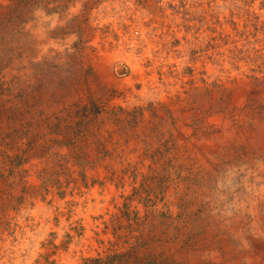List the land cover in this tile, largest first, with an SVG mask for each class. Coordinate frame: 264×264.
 I'll list each match as a JSON object with an SVG mask.
<instances>
[{
  "label": "rangeland",
  "instance_id": "1",
  "mask_svg": "<svg viewBox=\"0 0 264 264\" xmlns=\"http://www.w3.org/2000/svg\"><path fill=\"white\" fill-rule=\"evenodd\" d=\"M263 135L264 0H0V264L233 263Z\"/></svg>",
  "mask_w": 264,
  "mask_h": 264
},
{
  "label": "bare ground",
  "instance_id": "2",
  "mask_svg": "<svg viewBox=\"0 0 264 264\" xmlns=\"http://www.w3.org/2000/svg\"><path fill=\"white\" fill-rule=\"evenodd\" d=\"M73 1V0H72ZM65 4V3H64ZM66 5V4H65ZM79 8V7H78ZM47 10V9H46ZM77 10V9H76ZM58 12V11H57ZM54 19V18H53ZM38 20V18H37ZM55 20V19H54ZM42 24V23H41ZM66 25V24H65ZM69 25V24H68ZM42 26V25H40ZM26 27V26H25ZM35 27V26H34ZM61 27V26H60ZM46 28V27H45ZM26 29V28H25ZM32 29V28H31ZM49 29V28H48ZM30 30V29H29ZM61 32V31H60ZM59 32V33H60ZM63 32V31H62ZM70 32V31H69ZM41 33V32H40ZM64 33V32H63ZM66 34V33H65ZM41 36V35H39ZM62 37V36H61ZM35 39V38H34ZM40 42L43 44V49H41L40 54L45 55L47 52L51 50L50 46L47 45V39L43 36L40 37ZM64 40V39H63ZM74 43V42H73ZM37 55V54H36ZM23 59V58H22ZM19 60V59H18ZM17 61V60H16ZM21 63V62H20ZM24 63V62H23ZM19 64V63H18ZM14 66V65H13ZM13 69V68H12ZM11 69V70H12ZM21 69V68H20ZM8 70V69H7ZM6 76V75H5ZM4 76V77H5ZM10 76V75H9ZM22 76V75H21ZM10 78V77H9ZM23 78V77H22ZM6 79V78H5ZM2 83V82H1ZM18 89V88H17ZM227 133V132H226ZM232 133V132H231ZM250 133V132H249ZM224 134V133H223ZM248 135V133H246ZM244 137V136H243ZM250 137V136H249ZM226 138V137H225ZM227 139V138H226ZM246 139V138H245ZM224 140V139H222ZM258 141V140H257ZM204 142V141H203ZM263 142H264V135H263ZM203 144V143H202ZM225 145V144H224ZM247 147V146H246ZM198 148V147H197ZM230 148V147H229ZM256 149V148H255ZM202 150L206 152L208 157H202V165L210 171L215 166H218V162L222 159V156L219 158H214V155H221L223 153V145L221 142H216L212 144L205 145ZM251 152V151H250ZM254 152V151H253ZM199 153V152H198ZM231 156V153H228ZM257 155V154H256ZM247 156V154H246ZM216 157V156H215ZM229 157V156H228ZM235 157V156H234ZM249 157V155H248ZM233 158V157H232ZM260 158V157H259ZM264 158V157H263ZM200 159V158H199ZM255 159V158H254ZM249 160V159H248ZM201 161V160H200ZM255 161V160H254ZM191 162V161H190ZM199 162V161H198ZM242 162V161H241ZM254 163V162H253ZM234 164V163H233ZM232 165V164H231ZM252 165V164H251ZM255 165V164H254ZM200 166V165H199ZM202 166V167H203ZM198 167V166H197ZM224 168V167H223ZM222 168V170H223ZM236 168V167H235ZM216 169V168H215ZM232 169V168H231ZM234 169V168H233ZM256 169V168H255ZM254 169V170H255ZM214 170V169H213ZM221 170V171H222ZM205 171V172H206ZM208 171V172H209ZM207 172V174H208ZM228 172V171H227ZM235 172V171H234ZM237 173V172H236ZM240 173V172H239ZM247 173V172H246ZM223 175V174H222ZM229 175V173H228ZM201 177V176H200ZM250 180L251 178H255L256 183L259 184L257 187L256 192L253 195H247L245 201H236V210L237 212L235 215H227L225 217L220 218V221L227 226V228L234 234V238H236L239 247L234 249L240 256L235 260L233 263H227V258L225 255H221L216 249L211 253H192L191 255V263L192 264H264V163L258 165V169L253 172H250L247 176ZM217 179V178H215ZM223 179V178H222ZM238 179V178H237ZM228 180V179H227ZM202 181V180H201ZM204 181V180H203ZM239 181V180H238ZM212 182V181H211ZM223 182V180L221 181ZM234 182V180H233ZM232 183V182H231ZM230 183V184H231ZM180 184V183H179ZM195 184V183H194ZM211 184V183H210ZM191 185V184H190ZM196 185V184H195ZM199 185V184H198ZM187 186V185H186ZM193 186V185H192ZM200 186V185H199ZM203 186V185H202ZM227 186V185H226ZM201 187V186H200ZM214 187V186H213ZM232 187V186H231ZM196 189V188H195ZM208 190V189H207ZM233 190V189H232ZM211 191V190H209ZM219 191V190H218ZM230 191V190H229ZM207 192V191H206ZM205 192V193H206ZM216 193V191H215ZM214 193V194H215ZM235 193V192H234ZM233 193V194H234ZM197 194V190H196ZM209 194V193H208ZM213 194V193H212ZM191 195V194H190ZM223 195V194H222ZM226 195V194H225ZM230 195V194H229ZM239 197V195H237ZM216 197V196H215ZM201 198V197H199ZM193 199V198H192ZM197 199V198H196ZM210 200V199H209ZM229 200V199H228ZM232 200V199H231ZM193 201V200H192ZM216 201V200H215ZM219 201V200H218ZM195 202V201H194ZM222 202V201H220ZM198 203V202H197ZM234 203V202H233ZM196 205V204H195ZM191 206V205H190ZM189 206V207H190ZM221 206V205H220ZM219 207V206H218ZM191 208V207H190ZM200 208V207H199ZM196 209V208H194ZM207 209V208H205ZM213 209V208H212ZM202 210V209H200ZM217 210V209H216ZM197 211V210H196ZM215 211V210H214ZM230 211V210H228ZM192 212V209H191ZM206 212V211H205ZM209 212V211H208ZM221 212V211H220ZM200 213V212H199ZM225 214V213H224ZM189 215V214H188ZM194 215V214H193ZM226 215V214H225ZM245 215H248L246 217ZM200 216V215H199ZM209 216V215H208ZM214 216V215H213ZM199 218V217H198ZM205 218V217H204ZM206 220V219H205ZM209 220V219H208ZM214 218L210 217V221ZM238 220V222H237ZM191 221V220H190ZM216 221V220H215ZM206 222V221H205ZM208 222V221H207ZM220 222V223H221ZM193 223V222H192ZM194 224V223H193ZM223 224V225H224ZM200 225V224H199ZM192 228V227H191ZM205 228V227H204ZM225 229V228H224ZM199 230V229H198ZM206 230V229H205ZM215 230V229H214ZM192 231V230H191ZM194 231V230H193ZM211 231V230H210ZM213 231V230H212ZM196 232V231H195ZM187 233V232H185ZM210 233V232H209ZM227 233V232H226ZM208 234V233H207ZM220 234V233H219ZM224 235V234H223ZM210 236V235H209ZM227 236V235H226ZM182 237V236H181ZM200 237V236H199ZM218 237V236H217ZM201 238V237H200ZM199 238V239H200ZM223 238V237H222ZM215 239V238H214ZM207 240V239H206ZM222 240V239H221ZM193 241V240H192ZM216 241V240H214ZM175 242V241H174ZM199 242V241H198ZM180 243V242H179ZM204 243V241H203ZM213 243V242H211ZM222 243V242H221ZM220 243V245H221ZM230 243H232L230 241ZM229 240H224L222 243V247L224 250H231L230 249ZM183 244V243H182ZM192 244V243H191ZM190 244V245H191ZM209 244V243H208ZM219 244V243H218ZM236 244V243H234ZM185 245V244H184ZM214 245V244H213ZM237 245V244H236ZM175 246V245H174ZM194 246V244H193ZM201 247V246H200ZM214 247V246H213ZM219 247V246H218ZM221 247V248H222ZM236 248V247H235ZM169 249V248H168ZM173 249V248H172ZM177 249V248H175ZM179 249V248H178ZM186 249V248H184ZM174 250V249H173ZM233 250V251H234ZM187 250H185L186 252ZM198 251V250H197ZM223 251V252H225ZM230 252V251H228ZM184 253V251H183ZM223 254V253H222ZM232 254V252H231ZM185 255V254H184ZM179 256V255H178ZM229 256V255H228ZM184 258V257H182ZM188 260V259H187ZM185 263V262H184ZM190 263V264H191Z\"/></svg>",
  "mask_w": 264,
  "mask_h": 264
}]
</instances>
